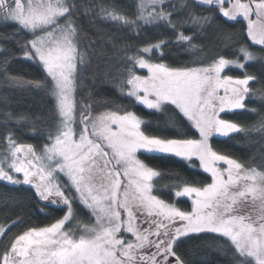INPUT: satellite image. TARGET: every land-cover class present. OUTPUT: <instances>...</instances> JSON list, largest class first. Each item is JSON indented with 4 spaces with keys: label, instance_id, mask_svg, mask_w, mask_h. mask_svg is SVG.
<instances>
[{
    "label": "snow or ice",
    "instance_id": "6c2138e0",
    "mask_svg": "<svg viewBox=\"0 0 264 264\" xmlns=\"http://www.w3.org/2000/svg\"><path fill=\"white\" fill-rule=\"evenodd\" d=\"M196 4L225 23H243L247 38L264 49V0ZM75 9L74 0H0V23L24 35L22 57L38 64L45 77L37 81L9 75L6 65L15 56L5 49H0L6 57L0 67L17 86L46 88L57 115L39 147L6 132L0 182L29 186L44 207L61 213L11 239L12 225L19 222L0 224V264H190L181 247L183 238L193 234L223 238L235 264H264V168L213 145V137L249 131L221 114L246 109L245 102L257 95L264 100V91L250 87L255 75L226 71L244 70L257 55L242 46L235 58L218 55L175 66L166 62L164 50L174 44L198 55L195 30L209 23V16L189 12L178 20L171 0H137L134 16L111 4L99 6L102 18L137 35L148 27L173 33L172 40L122 53L121 95L149 110L175 112L192 132L173 138L153 135L137 112L122 106L95 112L91 102L78 97L87 53L80 48ZM7 119L21 124L28 118L9 114ZM251 130H264V116ZM145 153L177 157L207 179L196 183L177 177L172 196L165 197L156 179L161 170L140 158ZM185 201L190 202L187 209L180 206ZM76 202L89 210V220L79 217Z\"/></svg>",
    "mask_w": 264,
    "mask_h": 264
},
{
    "label": "trees",
    "instance_id": "16d2710c",
    "mask_svg": "<svg viewBox=\"0 0 264 264\" xmlns=\"http://www.w3.org/2000/svg\"><path fill=\"white\" fill-rule=\"evenodd\" d=\"M74 2L76 4L74 19L80 48L87 53V63L80 71L78 97L85 102H91L95 112L116 106L127 107L137 112L145 121L143 127L153 135L169 138L176 137L181 132L191 135L192 132L186 127V122L180 123L175 112H157L139 106L130 98L121 95L117 87L124 70L122 53L125 49L131 50L133 46L159 39L172 40L173 33L164 27H148L137 35L98 14L99 6L111 4L125 14L134 16L137 0H74ZM171 3L175 5L174 17L178 20L185 19L189 12H195L209 16L210 21L202 29L195 30V42L200 49L198 55L173 44L164 50L166 62L180 66L190 64L195 59L208 62L218 55L235 58L240 47L248 46L258 59L247 63L244 70L233 68L226 71L233 76L242 77L244 72L255 75L257 79L250 83V87H253L254 91H264V49L251 43L243 23H225L223 19L217 18L215 13L197 6L196 0H171ZM190 32L191 29L186 25L185 33ZM24 38L13 25L0 24V49H5L15 56L6 65L7 72L24 80L43 81L45 73L42 68L22 57L19 44ZM5 58L4 52H0V65L4 64ZM140 74H145V70H140ZM245 103L246 109L222 113L221 116L239 123L249 131L234 133L227 138L213 137V145L234 158L261 169L264 168V130L251 129L258 124L261 116H264V100L257 95ZM9 114L14 117L22 115L28 119L17 124L15 120L7 119ZM56 119L54 100L46 88L17 86L7 79L4 68L0 67V151L4 143L3 138L9 130L16 133L23 142L39 147L44 143L45 133ZM141 159L161 170V176L156 179L159 180L160 190L165 197L172 196L177 177L196 183L207 179L206 174H201L199 169L189 168L187 163L177 157H160L158 154L145 153L141 154ZM73 206L82 220L87 221L91 218L89 210L83 205L76 202ZM180 206L187 209L190 202L185 201ZM59 215L61 213L54 207H44L29 186H14L0 182V224H12L14 220L19 222V226L12 225L9 239L29 226L47 224ZM183 240L181 251L190 264H235L229 243L221 237L214 234H193ZM3 243V239L0 238V244Z\"/></svg>",
    "mask_w": 264,
    "mask_h": 264
},
{
    "label": "rangeland",
    "instance_id": "374dc122",
    "mask_svg": "<svg viewBox=\"0 0 264 264\" xmlns=\"http://www.w3.org/2000/svg\"><path fill=\"white\" fill-rule=\"evenodd\" d=\"M0 24H3V23H0ZM251 43H252V42H251ZM257 46H259V45H257ZM247 47H248V46H247ZM248 48H249V47H248ZM249 50H250V48H249ZM250 51H251V50H250ZM252 52H253V51H252ZM241 60H242V59H241ZM242 62H243V61H242ZM249 62H251V61H249ZM249 62H247V63H249ZM247 63H246V64H247ZM246 64H245V65H246ZM140 158H141V157H140ZM184 162H185V161H184ZM185 163H186V162H185ZM197 169H198V168H197ZM5 183H6V182H5ZM24 186H25V185H24Z\"/></svg>",
    "mask_w": 264,
    "mask_h": 264
}]
</instances>
